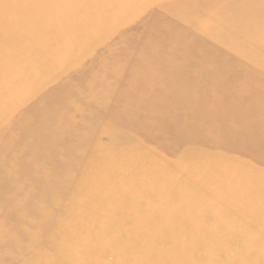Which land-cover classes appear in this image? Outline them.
<instances>
[{"label":"bare ground","instance_id":"1","mask_svg":"<svg viewBox=\"0 0 264 264\" xmlns=\"http://www.w3.org/2000/svg\"><path fill=\"white\" fill-rule=\"evenodd\" d=\"M185 1L187 0L163 1L157 5L159 12L156 13V18L161 20L160 17H163L164 20L171 21L150 29L151 35H154L156 53L164 59L154 60L151 66L146 68H133L127 86L133 87L134 84L140 83L145 85L147 90L137 98L129 97L118 103L113 112L114 118L110 114L112 123L98 125L100 116L95 115L66 125L58 124L52 130L47 128L43 131L39 123L26 127L31 136L35 134L33 140L27 139L29 146L33 145L36 150L33 151V164L35 167L38 164L45 166L46 170L40 174H43L48 183L43 184L41 179L36 178L31 184V190L36 188L46 198L49 196L47 200L51 201L43 202L44 200L38 201L36 198L33 201L30 188L25 189L21 184V177L31 173L30 165L23 163V158L9 162L3 176L7 182L12 183L7 184L5 179L0 182V197H3L6 206L10 204L6 208L0 203V211L6 208L5 216L11 220L9 224L5 222V232H24V235L21 233L14 237L16 244L23 246L21 253L24 258L33 255L41 249L42 243L50 239L53 234L52 226H56L60 220L58 217L61 214L59 207L62 199L70 195L69 192L77 194V190L90 181L88 174L93 171V166L98 165L97 159L92 163L94 157L102 160L104 166L117 163L120 169L112 175L106 173L107 176H101L105 177V182L100 185L99 191L105 187L112 188L117 197L115 195L112 199V194L104 195L102 203L98 206L101 211H111L110 214L115 215L106 222V229L102 231L124 235L121 247H116L118 259L125 249L123 247H130L132 244V247H137L136 251L126 254L124 259L133 263L210 264L214 259L211 246L218 247L217 253H224L227 250L224 245L230 240L227 233H217V226H227L229 215H232L233 219L241 216V220L245 221L250 215H254L253 211H264V180L260 172L258 174L248 170L242 171L235 168V165L219 160L225 157L241 163L250 162L252 165L264 166V0H200L196 7L191 9ZM232 5L242 9L233 12ZM41 8L39 0H0V15L5 16V21L0 23V50L3 55L9 54L5 59L0 58L1 82L9 80V76L12 77L11 69L16 62L19 64V59H23L21 54H32L35 48L33 43L29 47L24 46V43L37 39L42 33V27L30 22L18 21L15 25L12 19L21 20L26 16L17 9L28 11L29 16H38L42 13ZM103 9L104 7L99 11ZM42 10L44 11L43 8ZM104 11L106 12V9ZM98 17L96 15V18ZM174 19L179 26L174 24ZM228 19L232 21L229 22ZM74 28L76 30V27ZM24 30L28 32L24 33ZM202 33H205V39L202 38ZM17 37H23L21 41H24L20 42V45L17 43L14 48L5 46L11 45ZM216 46L226 51L230 58H225ZM176 49L182 50L183 53L175 54ZM7 60L11 61L10 65ZM256 63H263V67L255 70ZM57 74L59 77L58 72ZM256 83V86H252ZM143 96L159 102V106L153 107V102L143 107ZM190 103L202 106V113H187L189 111L184 105ZM160 106L169 108L165 110ZM134 107L142 114L152 115L154 120L151 119L150 123L159 127L160 132L154 127H149L150 124L146 120L135 121L132 117L122 116ZM7 110L10 112L8 106H4L0 113L6 115ZM75 110L79 116L84 115L80 105H75ZM34 113L36 117H40L44 112L35 108ZM156 115L161 116L157 118ZM204 120L206 122L202 126L200 122ZM68 129L71 134L76 135L81 131L86 137L68 142L63 137V133ZM131 129H138L142 135L135 134ZM181 131H184V134L180 133ZM105 132L109 135L113 148L102 146L100 136ZM134 137H140L143 143L155 144L154 151L159 153V149L165 157H175L174 165L167 167L165 161L147 147L139 146L138 149L124 144ZM13 138L24 142L23 138L18 136ZM166 138H174V142L164 143ZM47 139L49 142L44 143ZM198 144V147L206 149L214 156L203 155L189 148ZM182 147L185 148L180 152ZM71 150L77 155L69 157ZM147 157H151L152 163L144 161ZM59 160H62V163ZM198 160L213 167L195 170L196 165L193 163ZM138 166H142V169ZM183 167L191 169L193 175L180 178V170ZM133 170H143L149 174V178L139 182L130 176ZM233 170L236 173L232 172ZM239 183L242 186H239ZM260 196L262 199L250 206L248 202H254V199ZM75 199H70L72 208L76 204ZM189 203L197 209L186 210ZM135 210L139 211V218L125 221L129 220L126 213ZM209 216L213 219L210 220ZM121 220H124L122 227L119 226ZM226 230H230V227ZM60 234H53L52 241H58ZM104 239L97 241L100 243L97 247L91 244L90 249L98 250L101 246L108 248L110 243ZM245 239L246 237L243 240ZM232 240L240 241L235 237ZM235 244L232 246L238 251L244 247L245 241ZM45 249L43 246V251ZM108 250L109 248L105 249ZM227 251L233 253V250ZM47 253L44 254L45 259L41 258L40 262L34 260L30 264H57L49 260Z\"/></svg>","mask_w":264,"mask_h":264},{"label":"rangeland","instance_id":"2","mask_svg":"<svg viewBox=\"0 0 264 264\" xmlns=\"http://www.w3.org/2000/svg\"><path fill=\"white\" fill-rule=\"evenodd\" d=\"M163 1L173 2L175 0H39V4L44 11L41 8L42 13L38 16H29L28 11H23L25 8L23 10L17 9L20 12L22 11L26 16L24 18L22 17V21L12 19L15 21V25L18 21L21 23L30 22L42 27V33L37 39L27 40L24 43L26 47L31 46L33 43L35 45L32 44V46L35 48H33L31 55L21 54L23 59H19V64L16 62L14 68L11 69L12 71H9L10 75H12V77L9 76L8 78L10 81H0V110H3L4 106H8L10 110V112L8 110L6 111V115L2 112L0 113V121H2L0 122V182H3L5 179L4 182L7 184L10 185L12 183L11 181L7 182L3 174L6 173L9 162L23 158L22 162L30 165L31 173L24 174L21 177V184L25 186V189L26 187L27 189L30 188V197H33L32 200L36 198L38 201H51L50 199L47 200L50 198L48 195L46 198L36 188L31 190V184L36 178L41 179L43 184L48 183L42 176L43 174H40L41 171L46 170L45 166L38 164L39 166L37 165L35 167L33 164V151L36 150L33 145L30 144L29 146L27 139L33 140L35 134L31 136L27 132L26 127L39 123L41 125L40 129L43 131L47 128L52 130L58 124L62 123V125H66L69 122H78L79 120L89 119L95 115L100 116L98 125L103 126L105 123H112L113 112L116 110L118 103L129 97L137 98L147 90V87L145 85L142 86L140 83L134 84L135 86L133 85V87L127 86L126 83L132 74L133 68L137 66L146 68L151 66L154 60L164 59L156 53L154 35H151L150 32V29H155L160 23H171L169 20H164L163 17H160V20L155 16L159 12L157 5L163 3ZM199 2L200 0L185 1L190 9L195 8ZM101 7H104L103 11H99L102 9ZM29 9L32 11L31 6ZM105 9L106 12L104 11ZM237 9L242 8L232 5L231 11L234 12ZM96 15L101 19L99 17L96 18ZM4 17L0 15V23L5 21ZM175 21L176 19L173 20L174 24L179 26L180 24ZM228 21L230 22L232 19H228ZM97 25L101 27L99 28ZM71 27H76V30ZM27 32L28 30H24V33ZM204 34L202 33V38H204ZM72 35L74 36L72 37ZM22 38L17 37L15 41L13 40L10 43L11 45L5 44V46L14 48L17 43L20 45V42L24 41H21ZM49 42L51 44H48ZM216 47L218 48L219 46ZM218 49L222 51L225 58H230L226 51L220 47ZM174 53L180 55L183 52L180 49H176ZM8 55H3L0 50V58L5 59ZM232 56L235 57L234 55ZM7 61L8 65H10L11 61ZM262 65L263 63L257 64L254 69H260ZM57 72L59 73V77L57 76ZM18 81L22 82L20 83ZM256 85L257 83L252 86ZM153 102L152 99H147L143 96V104H145L143 107ZM154 103L153 107H157L160 104L159 102ZM75 105H80L83 108V116H79L78 113L76 114ZM184 106L189 111L187 113L191 115L194 113H202L203 111V107L196 103L185 104ZM11 107L13 108L12 110ZM160 107L165 110L169 108L168 106ZM35 108L44 113L40 117H36L34 113ZM110 114H112V117ZM122 116L132 117L135 121L146 120L150 124L148 125L149 127H152V129L154 127L157 132L161 130L159 127L150 123L151 119L154 120L151 117L152 115L142 114V112L135 110V107L128 114H123ZM156 116L160 118L161 115ZM4 121H7L6 124ZM205 122L204 120L200 124L204 126ZM95 126H97L96 123ZM131 130L135 134L142 135L138 129ZM180 133L184 134V131ZM14 136L23 138L24 142H19L16 138H13ZM63 137L69 142L79 141L86 136L81 131L77 135L71 134V131L68 129L63 133ZM12 139L14 144H12ZM50 141H52V137H50ZM100 141L103 147L113 148L111 147L110 137L106 132L105 134L102 133ZM166 141L174 142V138H166L164 143ZM46 142L48 143L49 139L45 140L44 143ZM124 144L138 149L140 148L139 146L147 147L149 151H154V148H156V145L153 143H143L140 137H134L129 143L125 142ZM198 146L199 144L189 148L197 150L203 155L214 156L210 152H207L206 149ZM184 148L182 147L180 152ZM71 151L72 153H69V157L73 154L77 155L74 150ZM158 151L159 153L157 151L154 152L160 156L159 158L161 160L165 161L167 167L170 168L174 165L175 157H165L159 149ZM20 156L22 157L20 158ZM95 159H97L96 163L98 165L93 166V171L88 174L89 176L87 175L90 181L87 182L86 186L83 184L77 190V194L69 192L70 195L64 196L60 203L61 206L59 208L61 209V214L60 216L58 215V219L60 220L56 223V226H52L51 228L53 229V234L61 233L58 241H52L54 240L52 239V234L50 239L47 237V240H49L46 243L41 244V249L35 251L38 253L34 252L33 255L30 254L24 258L21 253L23 246L21 244L17 245L14 238L21 235V233L24 235V232H16L14 230L11 233L5 232V222L8 224L11 222L5 216V210L10 203L6 206L5 201L2 200L3 197H0V203L6 206V208L0 211V263L24 264L27 262L30 264L34 260L40 262L41 258L45 259L44 254L48 252L49 260L57 264H142L125 260L126 254L134 253L137 249L135 246L132 247V244L130 247L124 246L123 248L125 249L120 258H116V247H121L120 244L123 243L121 239L124 235L119 236L109 231H102L106 229L104 228L107 226L106 222L110 218L115 217V215L112 216L110 214L111 211H101L98 206L102 203V196L112 194L113 197L111 198L113 199L116 194L113 193L112 188L105 189V187L99 191L100 185L105 182L104 176L106 173L112 175L120 169L117 163L104 166L102 160L100 161L97 157H94L93 161L91 160L92 163L95 162ZM150 159L151 157H147L144 161L146 163H152ZM219 160L235 165V168H240L242 171L248 170L250 173L260 172L261 178L264 180V166L252 165L250 162L241 163L238 160L234 161L233 159L225 157H221ZM59 162L62 163V160H59ZM193 164L196 165L195 170L204 167H213L209 163H204L201 160ZM138 167L141 168L142 166ZM258 167L259 169H257ZM232 172L236 173L234 170ZM102 175L104 176L101 177ZM192 175L193 172L191 169L189 170L187 167H183L180 170L179 177L186 178ZM130 176L139 182L149 178V174L143 170H133ZM99 179L103 182L98 181ZM107 185L111 186V184ZM238 185L242 186L241 183ZM72 194L75 196H71ZM73 197L76 198V204L74 203L75 206L72 208L70 199L72 200ZM260 199H262V196L254 199V202L248 203L252 206L258 203ZM30 204L33 206L32 203ZM196 209V207H191L190 203L186 207L188 211H195ZM126 214L129 219L125 220L127 222L139 218V211L136 210L129 211ZM253 214L245 221L241 220L243 218L241 216L233 219L232 215H229L227 226H217V233L223 234L224 232V234L227 233L229 235L230 240L226 241L227 245H224V247L227 250H233V253L225 249L224 253H217L218 247L211 246L212 251H214V259H212L210 264H264V211H253ZM209 219L212 220L213 218L209 216ZM122 221L124 220L120 221L122 223L119 224L120 227L124 226ZM229 227L230 230H226ZM233 237L240 239V241L233 242ZM244 237H246L245 240H243ZM103 239L107 243H110V246L108 245V251H105V249H108L107 246H101L98 250L94 251L90 249L91 244H95L97 247L100 245L98 242ZM242 241H245L244 247L238 251L234 250L235 247L232 244L241 243ZM43 246L46 248L45 251H43ZM23 258L24 260H22ZM21 260L22 262H19Z\"/></svg>","mask_w":264,"mask_h":264}]
</instances>
